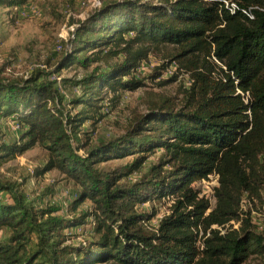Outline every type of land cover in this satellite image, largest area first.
I'll return each mask as SVG.
<instances>
[{
  "label": "trees",
  "instance_id": "trees-1",
  "mask_svg": "<svg viewBox=\"0 0 264 264\" xmlns=\"http://www.w3.org/2000/svg\"><path fill=\"white\" fill-rule=\"evenodd\" d=\"M77 24L48 73L0 77V117L22 128L13 142H0V164L42 145L48 158L36 174L57 169L79 188L72 215L60 217L27 203L17 183L0 181V264H244L250 257L264 264V234L241 208L244 196L264 187V0H103ZM162 47L169 49L158 69L175 63L190 76L183 96L149 103L124 133L90 144L104 98L141 86L132 74ZM72 65L88 71L71 80L67 99L51 74ZM157 150L138 180L120 182ZM130 155L122 167H97ZM212 173L211 206L196 184ZM161 199L171 201L169 212L148 228L155 211L137 207ZM84 201L92 209L80 211ZM87 218L92 237L67 243L66 230Z\"/></svg>",
  "mask_w": 264,
  "mask_h": 264
},
{
  "label": "rangeland",
  "instance_id": "rangeland-1",
  "mask_svg": "<svg viewBox=\"0 0 264 264\" xmlns=\"http://www.w3.org/2000/svg\"><path fill=\"white\" fill-rule=\"evenodd\" d=\"M92 1L25 0L20 6L0 4V77L20 79L28 77L36 68L42 69L45 73L53 69L69 47V39L77 23L85 19L93 9ZM167 49L162 47L152 50L134 71L132 75L142 82L141 86L134 90H120L114 96L108 93L104 98L101 120L94 128H90L93 129L90 133V144L124 133L133 118L146 112L149 103L164 97L178 101L183 96L191 81L189 74L178 70L175 63L158 69L166 62ZM122 59L121 55L113 62ZM94 66L95 64H92L88 70ZM88 70L79 65H72L59 73L51 74V78L58 77L59 92L62 95L67 94V99H70L75 92L71 80L79 79ZM157 71L160 74L153 76ZM175 73L176 77L172 79ZM164 80L169 82L160 85L159 83ZM0 126V142L3 140L13 142L22 130L14 117H0ZM88 127V124L83 126ZM73 144L75 145V141ZM85 151L86 148H80L77 153L85 155ZM160 152L157 150L150 155L137 172L122 178L120 182L138 180L157 161ZM134 157L135 155H130L103 161L97 167L103 171L113 170L130 163ZM47 158L46 148L37 144L23 154L0 164V181L17 183L27 203L39 207H53L57 209L54 211L60 217H70L72 214L67 211L68 205L78 192V185L57 169L36 174V169L43 167ZM196 186L201 188L200 183ZM5 195L9 198L7 194H4V197ZM170 204L171 201L168 199L153 200L139 205L137 210L142 213L155 211L153 218L145 223L148 228H153L159 218L169 212ZM210 204L212 206L213 201ZM241 208L251 217L256 231L264 234V187L259 196H252L250 199L244 196ZM90 209L92 206L89 201H84L79 207L82 212ZM65 233L69 236L67 243L73 245L90 239L93 235L91 219L87 218L86 224L68 229ZM6 235L7 233L3 232L1 236ZM29 246L33 247V243ZM260 263L259 258L250 257L244 264Z\"/></svg>",
  "mask_w": 264,
  "mask_h": 264
},
{
  "label": "built area",
  "instance_id": "built-area-1",
  "mask_svg": "<svg viewBox=\"0 0 264 264\" xmlns=\"http://www.w3.org/2000/svg\"><path fill=\"white\" fill-rule=\"evenodd\" d=\"M227 4V2H226ZM101 5V0H93L92 1V7H99ZM232 7H234V4H231ZM60 48V47H58ZM52 79H56L58 80V77L54 76ZM19 126V125H18ZM198 183L201 184V191L202 193H204L209 200L212 202L214 200L213 198V190L214 188L218 185V175L215 173H212L210 175H208V178L206 179H202L201 181H199ZM209 185L211 187H209ZM210 210V208L208 209V211ZM233 223V221H231ZM234 226L236 227V224H234ZM213 228L217 227L216 225L212 226ZM223 232V230H222Z\"/></svg>",
  "mask_w": 264,
  "mask_h": 264
}]
</instances>
